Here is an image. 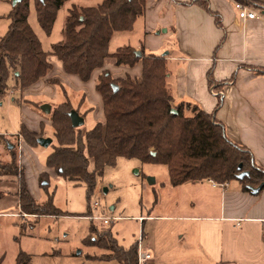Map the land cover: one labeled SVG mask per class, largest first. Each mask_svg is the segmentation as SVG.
Instances as JSON below:
<instances>
[{
	"label": "trees",
	"instance_id": "16d2710c",
	"mask_svg": "<svg viewBox=\"0 0 264 264\" xmlns=\"http://www.w3.org/2000/svg\"><path fill=\"white\" fill-rule=\"evenodd\" d=\"M67 1L34 0L37 23L47 37L52 32L58 11ZM148 1L103 0L95 7L73 5L64 18L62 40L51 45L49 53L43 51L28 24L29 0L11 5L7 15L8 29L0 37V97L8 91L10 79L14 81L15 90L23 92L46 77L52 69L49 56L61 63L66 75L75 76L82 83H88L94 72L100 71L95 91L101 97L103 121L84 133L81 128H73L69 114L78 111L68 100L49 113L55 146L46 158L45 168L65 181L84 184L88 200L104 170L115 166L119 158L165 167L172 187L204 181L217 185L238 181L242 190L250 194H253L252 189L260 188L258 195L264 189V170L254 164L246 148L226 137L225 128L215 119L214 113L185 103L174 106L167 88L166 57L145 56L141 49V56L137 57L135 49L129 46L109 53L113 34L130 32L136 20L146 13ZM236 1L244 3L243 0ZM192 4L210 13L216 25L221 27L219 17L208 9L206 2L195 0ZM108 60L115 67L133 68L141 63L140 77L126 75L114 79L105 69ZM207 83L209 88L214 85L210 75ZM50 84L59 85V82L52 80ZM113 87L117 88L116 92ZM220 104L218 99L215 109ZM172 110L176 113L173 114ZM186 110L189 115L185 114ZM84 116L81 115L83 119ZM13 137L21 138L31 147L39 146L37 141L41 138L23 124ZM7 149L11 151L13 147L7 145ZM239 165L241 169H238ZM241 172L248 175L239 180L237 176ZM47 175L39 176L42 190L46 186L42 178ZM5 177L20 179L16 193L20 214L40 217L61 213L54 207L50 194L47 193L42 204L30 194L14 151H11L8 164L0 163V180ZM84 245L107 252L103 257L105 261L137 264V244L124 249L110 230L98 232L90 226ZM15 264H30V256L20 252Z\"/></svg>",
	"mask_w": 264,
	"mask_h": 264
},
{
	"label": "rangeland",
	"instance_id": "374dc122",
	"mask_svg": "<svg viewBox=\"0 0 264 264\" xmlns=\"http://www.w3.org/2000/svg\"><path fill=\"white\" fill-rule=\"evenodd\" d=\"M12 1L0 0V37L5 35L9 26L7 15ZM102 1H67L58 11L52 33L47 37L37 23L34 0H29L28 24L40 43L43 42V48H49L58 42L55 39L62 37L60 25L69 8L73 5L95 7ZM152 2L148 1L145 16L136 20L130 32L113 34L108 48L110 54L124 46L140 48L145 56L166 57L168 52L174 51V33L170 28L160 26L163 22L171 21L167 5L158 3L153 6ZM161 16L163 19H160ZM55 60L53 59L56 63ZM51 67L46 77L26 89L25 93L15 90L14 81L10 79L8 91L0 97V163L8 164L11 151H14L23 174L25 171L34 173L39 164L45 166L46 158L55 146L49 114L41 112L42 105H49L51 112L57 105L68 100L80 116L85 115L84 124L80 127L82 133L91 130L97 122L104 119L101 97L95 91V81L100 71H95L88 83H81L76 77L57 71L54 63ZM120 68L113 66L111 60L105 65L114 79L124 78L126 75L140 77L141 63L133 68ZM167 70L172 75L169 80L167 78V88L174 95V63H169ZM52 80H57L59 85L50 84ZM185 114L189 115L190 112L186 110ZM21 124L41 138L51 139L52 145L48 148L31 147L21 138H14L13 135L19 132ZM7 145L12 146L13 150H8ZM30 149L36 150V158L32 156ZM39 176V191L34 192L35 200L40 204L44 203L48 193L52 196L54 207L61 213L58 216L40 217L20 214L16 197L19 177L0 180L1 264H15L20 252L30 256V264H118L103 260L107 252L84 245L90 226L98 232L110 230L124 249H129L142 238L140 248L143 251L149 250L151 258L154 256L157 259L156 264L192 263L189 252L197 247L195 231H186L184 222L158 218L187 213L189 201L193 197L190 187L174 188L169 184L165 167L142 164L136 159L119 158L115 166L104 170L89 200L84 184L75 185L65 181L50 170L47 177L42 178L46 182L44 191L39 187ZM150 179L154 180L153 184L149 183ZM95 203L98 204L96 208L93 207ZM87 215L114 218V221L103 225L102 222L88 220ZM140 217L143 221H139Z\"/></svg>",
	"mask_w": 264,
	"mask_h": 264
},
{
	"label": "crops",
	"instance_id": "0c3cea01",
	"mask_svg": "<svg viewBox=\"0 0 264 264\" xmlns=\"http://www.w3.org/2000/svg\"><path fill=\"white\" fill-rule=\"evenodd\" d=\"M149 1H153V6L167 5L171 14V21L160 26L170 28L176 39V48L166 54L167 66L174 63L176 72L175 94H171L174 103L213 112L224 126L226 137L246 148L254 164L264 170V73H261L264 71V0L239 1L262 13L260 20H240L234 9L236 0H202L219 17L221 27L210 13L192 4L195 0ZM63 22L64 19L61 32ZM55 40L59 42L62 37ZM41 45L43 48V42ZM43 51L49 53L51 47H44ZM53 59L56 58L49 56L48 62L65 74L61 63L56 59V64ZM208 75L214 81L211 88ZM171 77L169 72L168 80ZM218 99L221 104L215 109ZM30 150L36 158V150ZM42 173L49 174L50 170L41 164L34 173L24 172L26 186L34 199V192L39 191L37 177ZM213 184L204 181L178 186L190 187L193 192L189 211L158 218L184 222L186 231H195L197 247L189 252L191 264H264V189L256 195L244 192L238 181L222 186ZM156 260L153 256L147 264H156Z\"/></svg>",
	"mask_w": 264,
	"mask_h": 264
},
{
	"label": "built area",
	"instance_id": "2783aa9c",
	"mask_svg": "<svg viewBox=\"0 0 264 264\" xmlns=\"http://www.w3.org/2000/svg\"><path fill=\"white\" fill-rule=\"evenodd\" d=\"M234 9L236 10L237 16L240 20H260L263 19V15L260 12L253 11L251 8L240 2H234ZM217 186L216 184H213ZM222 186V185H220ZM94 208L98 207V204L95 203L93 205ZM90 221H99L102 222L103 225H109L114 221V218L109 217H100V216H92L87 217ZM143 218H139V221H143ZM142 238H140L137 242V264H147L152 258L151 254L147 251H143L140 248Z\"/></svg>",
	"mask_w": 264,
	"mask_h": 264
},
{
	"label": "water",
	"instance_id": "95a60500",
	"mask_svg": "<svg viewBox=\"0 0 264 264\" xmlns=\"http://www.w3.org/2000/svg\"><path fill=\"white\" fill-rule=\"evenodd\" d=\"M22 0H13L12 1V5H15L16 3L20 2ZM135 54L137 57L141 56V53L139 51H135ZM117 88L113 87V91L116 92ZM40 110L42 113L44 114H49L50 113V106L47 104H44L40 107ZM172 113L175 114L176 111L172 110ZM69 118L71 121V126L73 128H80L83 124H84V119L76 112V111H71L69 114ZM38 145L42 148H48L51 144H52V140L51 139H46V138H39L37 141ZM238 169H241V165L238 166ZM248 173L247 172H241L238 176L237 179H242L244 176H247ZM150 184L154 183L153 179L149 180ZM260 188H256V189H252V193L253 194H257V192L259 191Z\"/></svg>",
	"mask_w": 264,
	"mask_h": 264
}]
</instances>
